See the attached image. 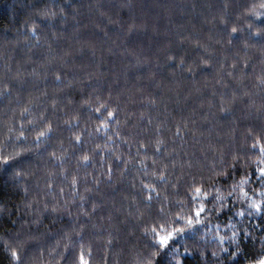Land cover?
Instances as JSON below:
<instances>
[{
    "label": "trees",
    "instance_id": "trees-1",
    "mask_svg": "<svg viewBox=\"0 0 264 264\" xmlns=\"http://www.w3.org/2000/svg\"><path fill=\"white\" fill-rule=\"evenodd\" d=\"M262 5L0 0V264H251Z\"/></svg>",
    "mask_w": 264,
    "mask_h": 264
},
{
    "label": "snow or ice",
    "instance_id": "snow-or-ice-1",
    "mask_svg": "<svg viewBox=\"0 0 264 264\" xmlns=\"http://www.w3.org/2000/svg\"><path fill=\"white\" fill-rule=\"evenodd\" d=\"M262 7H264V5H262ZM235 31L236 30L233 29V32H235ZM41 135H43V133H41ZM256 147H257V144H253V148L255 149ZM259 151H260V156H261V161L260 162L262 164H264V145H260ZM10 159H11L10 157H2V156H0V163H3L5 165H7L10 162ZM257 171L260 174L261 183H264V167H258ZM244 183H246V181L245 180H241L240 185H243ZM201 191L202 190L200 188H196L195 189L197 197L199 196ZM241 193L245 197H247V195H248L247 192L243 191L242 187H241ZM205 195H206V193H205ZM260 196L264 197V192H261ZM194 198H196V197H194ZM149 199H151V197H149ZM248 207H249V209L254 210V212L257 215H264V200L255 201V200H251V198H249ZM204 211H205L204 207L201 206L198 210L195 211V219H193L192 217L187 218V224L189 226L193 225L194 223L195 224H199L200 223V216H201V214ZM252 214H253V211H249L248 212L249 216H251ZM238 215L243 216L244 212H239ZM183 231H184L183 228H175V227H173L171 230L164 229L163 230V234H160V233L156 232V229H153V232L157 236V241H158V244H159L160 248H166L168 246V244H169V241L172 240L175 235L181 234ZM244 235L248 236L249 233L245 232ZM236 237H237V233L235 231H233L232 236L228 238L229 241L235 246V251H233L231 253V257H233V258H235L240 252V247H239V244L237 243ZM218 238H219L221 244H223V241H224L225 238L222 237V236L218 237ZM260 242H261V245H262L261 252H260V254L258 255L257 258H255V259H253L251 261V264H264V238H262ZM220 250L223 251V252H228V248H226V247H222ZM213 255H216V253L214 252ZM12 256L15 257V258H18L17 257V253L15 251L12 252ZM80 264H88V262L84 259V256L82 254L80 256ZM178 264H179V262H178Z\"/></svg>",
    "mask_w": 264,
    "mask_h": 264
}]
</instances>
